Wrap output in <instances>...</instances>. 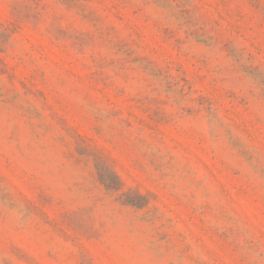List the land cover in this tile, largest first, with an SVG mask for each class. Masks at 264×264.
<instances>
[{
    "label": "rangeland",
    "instance_id": "374dc122",
    "mask_svg": "<svg viewBox=\"0 0 264 264\" xmlns=\"http://www.w3.org/2000/svg\"><path fill=\"white\" fill-rule=\"evenodd\" d=\"M0 264H264V0H0Z\"/></svg>",
    "mask_w": 264,
    "mask_h": 264
},
{
    "label": "trees",
    "instance_id": "16d2710c",
    "mask_svg": "<svg viewBox=\"0 0 264 264\" xmlns=\"http://www.w3.org/2000/svg\"><path fill=\"white\" fill-rule=\"evenodd\" d=\"M105 171L97 169V176L99 182L105 187L107 191H114L119 194V197H123V202L137 207H144L149 202L145 199V196L140 192L129 190L123 193V182L119 178L114 169L107 168Z\"/></svg>",
    "mask_w": 264,
    "mask_h": 264
}]
</instances>
